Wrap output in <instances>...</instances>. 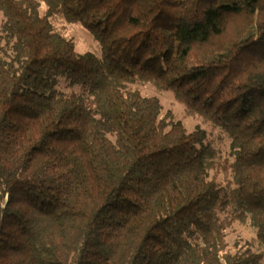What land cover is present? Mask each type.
<instances>
[{
	"label": "trees",
	"instance_id": "trees-1",
	"mask_svg": "<svg viewBox=\"0 0 264 264\" xmlns=\"http://www.w3.org/2000/svg\"><path fill=\"white\" fill-rule=\"evenodd\" d=\"M0 15V264H264V0Z\"/></svg>",
	"mask_w": 264,
	"mask_h": 264
},
{
	"label": "rangeland",
	"instance_id": "rangeland-1",
	"mask_svg": "<svg viewBox=\"0 0 264 264\" xmlns=\"http://www.w3.org/2000/svg\"><path fill=\"white\" fill-rule=\"evenodd\" d=\"M0 18H1V15H0ZM69 36L75 40L79 51L94 50L95 43L92 37L90 36V34L83 27L78 26V25L71 26ZM167 106L168 107L172 106L170 100L167 102Z\"/></svg>",
	"mask_w": 264,
	"mask_h": 264
}]
</instances>
